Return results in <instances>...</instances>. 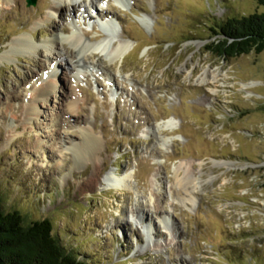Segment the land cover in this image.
Segmentation results:
<instances>
[{
  "label": "rangeland",
  "instance_id": "1",
  "mask_svg": "<svg viewBox=\"0 0 264 264\" xmlns=\"http://www.w3.org/2000/svg\"><path fill=\"white\" fill-rule=\"evenodd\" d=\"M61 1L0 0V206L51 220L88 264H264V52L207 51L215 23L263 9L71 0L83 4L51 15ZM107 19L113 29L99 27ZM31 34L39 53H14ZM75 34L89 46L82 68L69 42L67 59L48 44ZM124 44L130 51L114 59ZM206 72L214 85L201 84ZM169 120L173 130L161 129ZM191 179L203 186L190 196L177 180Z\"/></svg>",
  "mask_w": 264,
  "mask_h": 264
},
{
  "label": "trees",
  "instance_id": "2",
  "mask_svg": "<svg viewBox=\"0 0 264 264\" xmlns=\"http://www.w3.org/2000/svg\"><path fill=\"white\" fill-rule=\"evenodd\" d=\"M262 13L228 18L211 28L216 41L207 51L223 60L264 52V0H256ZM0 264H88L67 252L54 234L51 220L27 222L18 212L0 206Z\"/></svg>",
  "mask_w": 264,
  "mask_h": 264
},
{
  "label": "bare ground",
  "instance_id": "3",
  "mask_svg": "<svg viewBox=\"0 0 264 264\" xmlns=\"http://www.w3.org/2000/svg\"><path fill=\"white\" fill-rule=\"evenodd\" d=\"M97 2V0H90V3H89V7H93L95 5V3ZM61 3H66L67 5L71 6L72 8V11L73 10H77L83 3H80V5H78V3L76 2H72L71 0H63L61 1L59 4H54L50 7V14L51 15H58V16H61V13H63V6ZM87 9V7H86ZM87 11V10H86ZM84 11V12H86ZM101 14L98 12V15ZM101 16V15H100ZM91 20V19H90ZM114 21L110 20V19H107L106 21H102L99 25V27L103 28V29H113L114 28V25H115V22L113 23ZM64 33H67L68 30L67 28H64L63 30ZM31 39H20L18 40V42H15L14 43V53L18 54L19 51H28V52H25V53H29V54H32V53H35L38 52L39 53V46H37L36 44L33 43V40H35V37L33 34L30 35ZM87 37V36H86ZM82 37L78 36V35H73L71 38H63L62 36H59V35H56L54 40L52 39L51 42H49V46L51 48V50L54 49V51L56 52L54 54V56L58 55L59 58H66V56L68 55H71L74 56V65L79 67V68H82L83 66H85V63H86V57H87V47L88 44L86 42H83L82 40ZM69 42L71 44V46L76 50V53H73L71 52V54L69 53V51H67L65 45L66 43ZM44 48L46 46H43ZM102 47H104V45L102 44H99L97 45L93 51H98L100 49H102ZM92 49V48H91ZM63 50L66 51L65 54H63ZM130 51V48L127 46V45H122L115 53H114V59H117V60H124L125 56L127 55V53ZM67 59V58H66ZM64 59V62L65 60ZM58 67L55 68V70H61L63 69L62 67L65 66L63 63L60 64V65H57ZM66 66H67V61H66ZM210 74H208L207 72L205 73V78L201 80V84L203 85H208V84H213L215 83V77L213 76H209ZM42 80V79H41ZM46 80V79H44ZM54 81V80H53ZM52 81V82H53ZM53 84L50 83V84H47L46 85H42L41 86V91L43 92V94L45 93H48L50 91L51 88H53ZM42 94V95H43ZM45 97V96H44ZM34 114V113H33ZM174 124V122L171 120L167 121L164 125L166 128L164 127H161V129L163 130H168V131H172L173 128H172V125ZM40 148V147H39ZM189 164L190 167H192L194 169V166H202L203 164H201L200 162L198 161H189L187 162ZM217 166L219 167H228L230 168L231 165L227 164V163H217ZM95 180H96V177L95 176H91L90 178V182H89V188L91 189H94L95 187ZM197 180H188V181H183V182H180V180H177V186H179L183 191H186L188 193V195H192V194H195L196 192H198L199 190L198 189H201V187L203 186L202 183H198V181L196 182ZM127 182V181H126ZM125 180L124 179H114V185L112 186L114 189H119V188H127L125 186ZM190 187V188H189ZM188 189L190 191H188ZM156 214H158V212H156Z\"/></svg>",
  "mask_w": 264,
  "mask_h": 264
},
{
  "label": "water",
  "instance_id": "4",
  "mask_svg": "<svg viewBox=\"0 0 264 264\" xmlns=\"http://www.w3.org/2000/svg\"><path fill=\"white\" fill-rule=\"evenodd\" d=\"M26 2H27V6L30 8V7H36L38 0H26Z\"/></svg>",
  "mask_w": 264,
  "mask_h": 264
}]
</instances>
